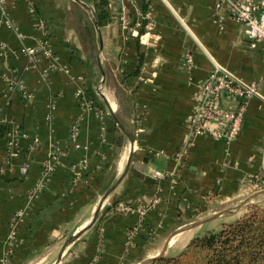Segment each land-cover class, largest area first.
<instances>
[{
  "label": "crops",
  "instance_id": "obj_1",
  "mask_svg": "<svg viewBox=\"0 0 264 264\" xmlns=\"http://www.w3.org/2000/svg\"><path fill=\"white\" fill-rule=\"evenodd\" d=\"M221 2L0 6V257L16 225L11 264H151L240 221L250 207L264 209V47H252ZM44 39L51 59L40 51ZM26 48L36 49L35 61ZM216 65L260 94L216 101L223 116L209 132H225V115L243 110L232 141L190 137L200 86ZM14 75L30 100L12 91ZM53 145L62 148L58 164L32 200ZM123 203L134 213L116 210Z\"/></svg>",
  "mask_w": 264,
  "mask_h": 264
},
{
  "label": "built area",
  "instance_id": "obj_2",
  "mask_svg": "<svg viewBox=\"0 0 264 264\" xmlns=\"http://www.w3.org/2000/svg\"><path fill=\"white\" fill-rule=\"evenodd\" d=\"M6 3L7 0H0V6L2 7V9L5 8ZM221 7L228 10L229 16L232 20L244 27L245 36L252 43V47H256V45L259 43H261L264 47V0H222ZM29 12L31 14H35L34 8L32 6L29 7ZM3 13L4 26L13 28L14 24L9 18L7 11L3 10ZM39 47L40 51H42V53L46 57H48L49 59L53 57V53L48 44V40H40ZM4 52L6 51L4 50ZM22 52L35 61L36 49L26 48L23 49ZM188 63L191 64L192 62L189 60ZM260 84L264 86V79ZM10 87L12 91H15L20 96L22 95L26 100H30L32 98V94L20 81L17 75H14L12 79L10 78ZM223 94L236 96L242 99L253 96H260L258 85H247L240 79L236 78L235 75L228 70L224 69L220 65H216L215 70L211 73L208 80L202 86H200L198 98L196 99L195 115L190 118V137L195 138L201 134L208 133L214 139L232 141L236 138L239 133L240 127L238 126V124L240 123L239 119L242 116V108L238 112L225 115L230 122L229 128L225 132H209L208 130V124L210 121L218 116H223V113H220L215 108L216 101H218V99ZM260 98L264 97L260 96ZM84 104L87 103L84 102ZM52 110H54V107L52 108ZM14 135H20L21 139L27 138V135L21 132H15ZM14 135L11 134V138ZM78 135L79 124L76 123L73 125L71 130L72 141L75 142L78 138ZM39 143V138L35 137V148L39 145ZM61 153L62 148L59 145H53L52 149L50 150L48 159L44 163L42 178L36 184V186L32 190H30V199L34 200L46 189L47 184L54 173L56 163L58 164ZM157 176L161 177L162 175L158 174ZM116 210L124 214L134 213V209L132 208V206L128 205L127 203L119 204L116 207ZM146 210L147 209L139 210L140 215L143 216ZM18 216H20V214L16 215V218ZM16 218L14 219V222L16 221ZM136 232V228L130 231L129 238L132 239ZM16 237V225H12L5 241L7 249L0 257V264H11V258L16 244Z\"/></svg>",
  "mask_w": 264,
  "mask_h": 264
},
{
  "label": "trees",
  "instance_id": "obj_3",
  "mask_svg": "<svg viewBox=\"0 0 264 264\" xmlns=\"http://www.w3.org/2000/svg\"><path fill=\"white\" fill-rule=\"evenodd\" d=\"M151 264H264V209L250 207L240 221L193 240L179 256Z\"/></svg>",
  "mask_w": 264,
  "mask_h": 264
},
{
  "label": "water",
  "instance_id": "obj_4",
  "mask_svg": "<svg viewBox=\"0 0 264 264\" xmlns=\"http://www.w3.org/2000/svg\"><path fill=\"white\" fill-rule=\"evenodd\" d=\"M97 216H98V213H96V216H95V219L93 220V222L96 220ZM59 262H60V259L55 264H58Z\"/></svg>",
  "mask_w": 264,
  "mask_h": 264
}]
</instances>
